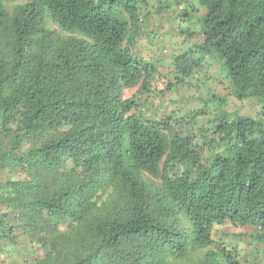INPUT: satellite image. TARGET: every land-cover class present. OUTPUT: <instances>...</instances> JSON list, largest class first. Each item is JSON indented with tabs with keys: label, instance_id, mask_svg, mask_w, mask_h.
<instances>
[{
	"label": "trees",
	"instance_id": "obj_1",
	"mask_svg": "<svg viewBox=\"0 0 264 264\" xmlns=\"http://www.w3.org/2000/svg\"><path fill=\"white\" fill-rule=\"evenodd\" d=\"M149 11L200 13L162 90ZM207 58L228 96L145 112ZM227 223L262 264L264 0H0V264H244Z\"/></svg>",
	"mask_w": 264,
	"mask_h": 264
},
{
	"label": "rangeland",
	"instance_id": "obj_2",
	"mask_svg": "<svg viewBox=\"0 0 264 264\" xmlns=\"http://www.w3.org/2000/svg\"><path fill=\"white\" fill-rule=\"evenodd\" d=\"M171 1V0H169ZM173 1V0H172ZM169 9V8H168ZM171 10L175 9L176 13L178 12L177 5H172ZM151 11V10H150ZM147 12L146 18L152 17L147 22L150 25H154L152 27L153 30H155L154 36H158L157 42L152 46V50L156 52L154 54V60L157 66L161 69V78L159 82L158 89L162 90L165 89L166 85V74L169 70H171L172 67V57L175 56L178 53H181L185 51L187 44L185 35L187 33H181L180 28L182 29H189L192 30H199L201 26V22L199 21L200 13L196 11L194 13V16L192 18L185 16V20L181 24L174 23V26L171 24L172 18L167 14L163 19H159L160 14L153 13V12ZM153 13V14H152ZM168 13V12H167ZM170 13V11H169ZM159 19V20H158ZM177 31V33H175ZM187 32V31H186ZM171 35L174 36V38L171 37ZM153 36V35H152ZM146 36L143 38L145 39ZM145 44V41L143 42ZM140 53H148L147 49L140 50ZM207 61L204 62V67L201 69V71L196 75L195 80H193V83L191 85H188L186 87H183L179 91L177 90H163L161 92V96L163 98V104L160 106L158 103L159 100H155V98L151 97L149 98L148 105H144L143 108L145 112L149 115L155 114V111L160 109V107L165 108H173L175 107H181L182 103L187 100V96L193 95H203V94H211V93H220L222 95L228 96V90L230 88V81L229 79L225 78V75H227L226 71L224 73L221 71L220 66L216 61H212L211 59H206ZM136 89H128L125 90L124 95L125 97H131L135 94ZM161 100V99H160ZM190 105V111L192 110V107L200 108L202 107V104L198 102L197 100L194 101ZM142 102V100H141ZM192 102V101H191ZM214 106V105H213ZM214 108V107H213ZM185 109V107L183 108ZM210 109H212V105H210ZM228 109L230 111L236 110L239 114L245 115V114H251V115H257L259 113V105L254 100H247L243 104H240L239 101L235 100L234 98L228 99ZM255 233V230L251 227H239V226H233L230 223L220 225L216 227L215 230V237L216 238H224L228 241L231 246H237V248L242 252L243 254V263H247V259L250 254H252L253 250V244L251 243V235ZM258 252V251H257ZM256 252V253H257ZM255 253V254H256ZM260 255V253H257ZM261 259L258 257L256 259L257 262H259ZM264 264V261L263 263Z\"/></svg>",
	"mask_w": 264,
	"mask_h": 264
}]
</instances>
